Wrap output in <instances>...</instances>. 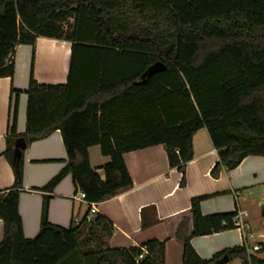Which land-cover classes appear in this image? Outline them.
<instances>
[{
  "label": "trees",
  "instance_id": "trees-1",
  "mask_svg": "<svg viewBox=\"0 0 264 264\" xmlns=\"http://www.w3.org/2000/svg\"><path fill=\"white\" fill-rule=\"evenodd\" d=\"M70 18L68 31L63 24ZM40 36L69 41L71 59L67 83L41 84L34 78L33 57L24 133H17V100L11 115L5 155L14 169L18 137L31 144L57 129L62 133L66 165L34 189L51 194L71 174L86 200L97 204L132 186L124 154L155 145L165 147L184 187L193 136L201 128L218 152L215 178L249 155L264 156V0H0V77H14L16 45L35 46ZM158 61L166 70L140 83ZM94 145L110 158L103 177L90 163ZM22 166L23 157L15 169L17 182L0 195V264H165V241L129 248L99 243V234L109 235L112 224L98 213L88 219L91 208L79 225L52 224L50 194L43 198L38 234L26 238L19 212ZM209 197L191 200L193 232L187 220L177 229L183 264H225L224 257L264 264L245 246L210 259L198 255L194 236L236 228L235 212L202 214L201 202ZM91 238H97L95 246ZM83 244H89L87 251Z\"/></svg>",
  "mask_w": 264,
  "mask_h": 264
},
{
  "label": "crops",
  "instance_id": "crops-1",
  "mask_svg": "<svg viewBox=\"0 0 264 264\" xmlns=\"http://www.w3.org/2000/svg\"><path fill=\"white\" fill-rule=\"evenodd\" d=\"M33 57L35 80L41 84H65L69 75L71 43L40 36L35 46L17 44L14 77H0V195L3 196L17 182L15 169L5 151L16 100L17 133L26 130L27 89ZM193 151L194 157L186 166L187 184L184 187L180 186L182 174L177 168L169 166L163 145L125 153V163L133 184L95 204V214L104 215L112 224L109 235L99 234V243L110 248H129L157 239L166 242L165 264H183L184 245L177 237V229L183 220H187L189 233H192L191 200L210 196L201 202L203 215L246 211L247 216H243L242 220L247 228L245 231L236 227L194 236L191 244L198 255L210 259L225 249L245 246L250 254L264 258V156L249 155L235 169L223 167L215 178L211 170L219 156L206 128L194 134ZM22 157L23 187L19 212L25 237L33 238L41 228L43 198L50 194L34 188L47 184L66 165L67 151L61 131L57 129L48 137L28 144ZM89 157L91 166L103 177L102 166L110 158L103 155L99 145L89 148ZM78 192L72 175H67L50 194L49 222L65 228L79 225L90 204L77 198ZM3 235V221L0 219V243ZM256 244L261 245L263 251H252ZM63 264H73V261ZM225 264L244 263L241 259H234Z\"/></svg>",
  "mask_w": 264,
  "mask_h": 264
},
{
  "label": "water",
  "instance_id": "water-1",
  "mask_svg": "<svg viewBox=\"0 0 264 264\" xmlns=\"http://www.w3.org/2000/svg\"><path fill=\"white\" fill-rule=\"evenodd\" d=\"M166 70L164 63L158 61L155 64L151 65L141 76L139 82L145 83L147 79L156 72ZM27 141L24 137H18L15 141L14 150H13V159L15 162V169L19 170V161L22 157L23 151L27 148ZM229 259L224 257L221 259L220 263H227Z\"/></svg>",
  "mask_w": 264,
  "mask_h": 264
},
{
  "label": "built area",
  "instance_id": "built-area-1",
  "mask_svg": "<svg viewBox=\"0 0 264 264\" xmlns=\"http://www.w3.org/2000/svg\"><path fill=\"white\" fill-rule=\"evenodd\" d=\"M178 152V151H176ZM77 198H80L82 200H86V195L84 192L82 191H79L78 194L76 195ZM90 204V213L88 215V219H92V217L94 216V214L96 213V207H95V203H89ZM243 216H247V212L246 211H240V212H237L235 217H234V221H235V225L236 227H238L240 230H243L245 231L247 226L246 224L243 222L242 220V217ZM262 250V247L261 245L259 244H256L252 247V251H255V252H258V251H261ZM145 254V250L142 254L139 255L138 257V260H141L143 258Z\"/></svg>",
  "mask_w": 264,
  "mask_h": 264
},
{
  "label": "rangeland",
  "instance_id": "rangeland-1",
  "mask_svg": "<svg viewBox=\"0 0 264 264\" xmlns=\"http://www.w3.org/2000/svg\"><path fill=\"white\" fill-rule=\"evenodd\" d=\"M64 25V28L66 29V30H71L72 29V26H73V18H70L66 23H64L63 24ZM89 241H93L92 242V246H95V244H97V238H91ZM89 246V244L88 245H85V244H83V250L84 251H87V247ZM93 248V247H92ZM94 249H96V248H94Z\"/></svg>",
  "mask_w": 264,
  "mask_h": 264
}]
</instances>
